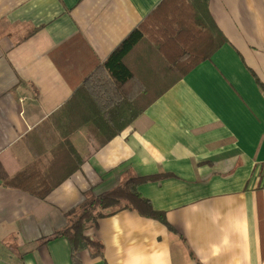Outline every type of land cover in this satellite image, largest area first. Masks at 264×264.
Masks as SVG:
<instances>
[{
  "label": "crops",
  "instance_id": "obj_1",
  "mask_svg": "<svg viewBox=\"0 0 264 264\" xmlns=\"http://www.w3.org/2000/svg\"><path fill=\"white\" fill-rule=\"evenodd\" d=\"M161 1L0 0V264H72L66 238L33 243L126 172L167 176L137 189L166 224L116 211L82 264H264V0H210L227 42L100 149L71 135L83 161L43 199L3 185L35 154L45 171L62 136L43 121Z\"/></svg>",
  "mask_w": 264,
  "mask_h": 264
},
{
  "label": "trees",
  "instance_id": "obj_2",
  "mask_svg": "<svg viewBox=\"0 0 264 264\" xmlns=\"http://www.w3.org/2000/svg\"><path fill=\"white\" fill-rule=\"evenodd\" d=\"M209 3L210 0H162L84 79L70 99L43 121V125L52 121L62 136L45 171L36 167L39 155L35 154L34 163L5 180L4 187L43 199L83 161L71 135L80 130L86 132L88 128L89 146L100 149L129 127L166 90L199 63L210 59L227 39L215 24ZM137 62L142 64H133ZM259 86L262 88L261 83ZM70 163V168L65 169ZM263 172L258 184L262 188ZM162 176L167 177H134L126 172L115 188L97 196L86 194L85 202L71 213L67 226L35 241L34 246L64 237L69 243L72 264H82L84 251L94 259L103 258L104 254L102 243L85 231L116 211L133 210L166 224L165 215L152 209L137 190L139 185Z\"/></svg>",
  "mask_w": 264,
  "mask_h": 264
},
{
  "label": "rangeland",
  "instance_id": "obj_3",
  "mask_svg": "<svg viewBox=\"0 0 264 264\" xmlns=\"http://www.w3.org/2000/svg\"><path fill=\"white\" fill-rule=\"evenodd\" d=\"M86 130V132L85 131H83L82 133H85L86 135H90V131H89V129L87 128V129H85ZM264 173V172H263ZM259 223H260V227H262L263 226V219H262V215H261V213H260V217H259ZM68 224V223H67ZM67 226V225H66ZM86 234V233H85Z\"/></svg>",
  "mask_w": 264,
  "mask_h": 264
}]
</instances>
